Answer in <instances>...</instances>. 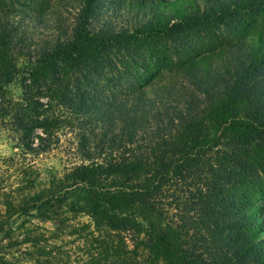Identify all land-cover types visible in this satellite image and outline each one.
I'll return each instance as SVG.
<instances>
[{"label":"trees","instance_id":"1","mask_svg":"<svg viewBox=\"0 0 264 264\" xmlns=\"http://www.w3.org/2000/svg\"><path fill=\"white\" fill-rule=\"evenodd\" d=\"M47 2L0 0V264H264V0Z\"/></svg>","mask_w":264,"mask_h":264},{"label":"rangeland","instance_id":"2","mask_svg":"<svg viewBox=\"0 0 264 264\" xmlns=\"http://www.w3.org/2000/svg\"><path fill=\"white\" fill-rule=\"evenodd\" d=\"M39 1L41 2L43 0ZM73 1L75 2V0H48L47 4H45L47 17L51 15H63L65 19H71L72 15L75 14L74 8H76V4H73V6L70 5L71 2L73 3ZM8 90L10 92V95H12L13 97H19L21 95L20 82H15L14 84L10 85L8 87ZM63 134L65 135H62L61 142L54 150L38 157L27 158V162L32 163L35 169L38 170V173L40 175V181L42 183L47 179L49 175L61 174L70 165L80 161L79 156L75 155L74 153V148L76 145V139L74 135H71L69 132L66 131ZM16 151L17 150L14 148V144L10 141V139H7L6 136H0L1 157H11L14 155V153H16ZM3 171L6 172V170ZM7 171L8 172H6V175L10 177L11 181H14L12 180V177L17 171H14V169H8ZM183 191H185V189ZM178 194V203L181 207V204L184 202L186 195L185 193H182L181 190L178 191ZM262 195L264 194H258L257 196H255V199L253 201L255 203H259L261 201ZM177 214L179 215V212H176L175 219L178 218ZM88 221L89 219L86 216L80 215L72 219L71 225H76L78 223L83 224L87 223ZM37 225L43 231H46L45 234L47 236L49 235L47 231L52 230L53 227L50 223H39ZM59 245L61 247L58 248V250L56 249L53 254L56 253L60 257L59 258L57 256L62 262V264H82L88 259V250L86 249L85 243L77 235L64 236L61 239V244Z\"/></svg>","mask_w":264,"mask_h":264}]
</instances>
